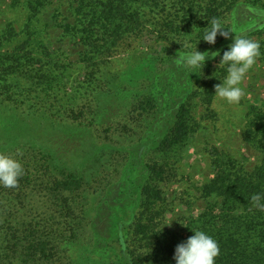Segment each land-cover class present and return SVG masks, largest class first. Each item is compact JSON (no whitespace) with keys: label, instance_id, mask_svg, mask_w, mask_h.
<instances>
[{"label":"rangeland","instance_id":"374dc122","mask_svg":"<svg viewBox=\"0 0 264 264\" xmlns=\"http://www.w3.org/2000/svg\"><path fill=\"white\" fill-rule=\"evenodd\" d=\"M33 1L0 0V114L12 112L19 120L24 119L21 116L24 109L41 102L39 106L49 116L66 125L62 130L65 141L80 145V155H89L91 158L87 160L94 169L90 178H83L82 188L74 194L55 197L43 179L29 185L24 197L27 200H23L27 204L22 206L25 212L17 218L16 228L37 229L32 238L35 240L29 238L39 253H31L32 264H126L122 255L118 256L120 243L111 238L105 225L107 220L98 211L100 204L107 207L121 197H130L121 192L120 184L116 185L120 177L126 182L124 173L128 170L131 179H137L139 191H136L137 206L133 207L127 198L125 209L118 214L124 224V246L136 248L143 258H149L144 264H175L174 256L155 260L151 251L157 245L150 246L148 251L144 244L136 242L140 186L147 180L146 174L140 172L146 165L154 164L166 171L167 180L161 184L165 201L159 204L156 220L160 234L167 233L171 240L184 219L198 218L207 208L208 201L201 198L200 189L212 178L214 149L238 161L248 172L262 162L264 155L245 141V131L250 107L264 110V0L136 3L137 18L132 30L115 42L112 31L106 29L107 36L112 38L109 37L104 55L88 62L85 60L91 56V50L82 44L80 22L83 14H89L100 1L106 0H43L45 7L38 16V29L26 26L25 10ZM80 6L81 15L77 13ZM212 18L220 19L233 37L243 34L261 45V55L243 82L246 95L239 105H228L216 96L211 105L207 102L209 84L213 81L220 84L227 75L226 66L218 67L222 58L219 49L225 39L218 36L214 46L202 40ZM60 25H71L73 31L65 33ZM9 27L17 34L7 42ZM29 33L31 45L23 46L21 54L32 56L36 63L42 59L57 71L60 87L52 97L34 94L22 97L16 88L9 86V76H2L7 69L2 68V60L8 58L6 52L21 48L30 39ZM197 48L200 52H220L221 57L208 59L202 71L184 69L175 63L180 51ZM186 103L189 124L195 132L171 151H160L156 147L167 135L178 108ZM73 123L85 131L70 129L68 126ZM5 132L10 130L4 128L0 139H6ZM0 153L18 159L23 171L33 172L35 165L43 169L44 161L39 154L9 148H2ZM74 161L72 167L82 166V172L91 165L79 158ZM95 224L98 229H94ZM21 231L19 235L25 237ZM112 247L115 253L110 251Z\"/></svg>","mask_w":264,"mask_h":264},{"label":"trees","instance_id":"16d2710c","mask_svg":"<svg viewBox=\"0 0 264 264\" xmlns=\"http://www.w3.org/2000/svg\"><path fill=\"white\" fill-rule=\"evenodd\" d=\"M157 1L160 0L100 1L89 14H83L80 22L83 29H79V33L81 38H84L82 44L91 50V56L85 61L88 62L104 55V50L110 43L109 37H111L107 36L106 29L109 28L112 31L111 35L115 42L132 30L137 18V12L134 9L136 3L157 5ZM185 1L193 0H177L178 3ZM44 7L43 0L28 3L25 10L28 28L33 25L34 29H38V16L41 14V8ZM77 13L82 14V6L77 10ZM60 26L65 33L69 34L73 31L71 25ZM15 33V29L11 27L7 29L10 38L7 42L13 40ZM29 36L30 39L21 48H15L12 53L6 52L8 58L2 60V68L7 67V69L3 71L2 76H9V80H7L10 82L9 86L16 88L19 91L18 95L20 94L22 97L25 95L29 97L32 94L38 95L40 98L42 95L47 98L52 97L60 87L55 74L57 71L49 68L50 66L41 61L42 59H37L36 63L32 56L28 58L21 54L24 47L31 45L32 34L29 33ZM229 40H224V44L221 45L219 50H222V54L232 43V40ZM36 43L38 45V42ZM36 56H39V51ZM4 62L8 63L4 65ZM13 80H15L14 83H12ZM217 84V81H213L208 86L206 97L209 105L212 103ZM40 104L41 102H39ZM39 105H30L24 109L25 112L21 113V116L25 118H20V120L12 112L5 115L0 114V127L3 125L0 128V135L4 128L10 130V132H5L7 133L6 139H0V151L2 148H9V150L18 149L22 152H33L41 155L42 161H44L42 170L38 169L36 165L33 172L24 169L14 187L0 186V264H32L31 253L39 254L37 253L38 249H34L29 240V238L35 237L37 229L31 231L32 226H24L22 231L16 228L17 218L25 212L22 206L27 204L23 203V200H27L24 197L28 194L29 185L32 186L43 179L49 183L51 193L55 197L65 193L74 194L82 188L83 178H90L91 170L94 169L91 161L87 160L91 157L82 153L80 155V145L69 143L63 138L62 130L67 128L66 125L58 123L56 119L48 115V111L44 107ZM186 105L188 106L186 103L178 108L175 120L167 135L156 147L160 151H171L174 147L180 146L191 132H195V128L193 127V129L189 124L190 119ZM71 112L75 114L74 110ZM246 118L245 141L264 155V110L251 106ZM8 123L14 124V126L8 127L6 125ZM68 127L85 131L74 123ZM76 158L86 161L88 165L91 164L87 171L82 172L84 168L82 166L78 169L72 167V165L75 166L74 159ZM40 162L41 160L37 163ZM211 168L212 178L200 189L201 198L208 201L205 212L198 218L184 219L181 227L177 230L178 232L172 236L171 240H168L167 233L160 234L158 231L161 230V227L156 220L159 204L165 201L161 184L167 180L166 171L158 164L146 165L140 172L146 174L147 180L144 185L140 186L138 206L140 211L135 218L137 220L134 233L136 242L140 245L144 244L148 251L151 250L150 246L157 245L151 252L155 260L158 261L160 258L174 256L177 245L186 242L189 237L193 236V231L200 230L218 242L220 254L216 259V264H264V211L254 208L251 203L253 194L264 193V159L254 171L248 172L238 161L225 155L221 150L214 149ZM124 174L126 182H122V177H120L116 185L120 184L121 192L125 195L129 194L130 197H121L122 199L114 201L111 206L107 207L100 204L98 213L99 216H103L107 220L105 225L111 238L115 237V242L120 243L121 250L118 252L120 254L118 256L122 255V261H126V264H144L149 258H143L142 254L137 253L136 248L130 249V247L124 246V224L122 225V218L118 214L119 211L125 209L127 198L133 202V207L137 206L136 191L139 189L138 181L135 178L131 179L130 171H125ZM112 191L113 187L109 190L108 196ZM122 206H124L123 209ZM98 227V224L94 225V229H98ZM19 230L20 233L26 234L25 237L19 235ZM115 250V247L110 249L114 253Z\"/></svg>","mask_w":264,"mask_h":264},{"label":"clouds","instance_id":"9594fccd","mask_svg":"<svg viewBox=\"0 0 264 264\" xmlns=\"http://www.w3.org/2000/svg\"><path fill=\"white\" fill-rule=\"evenodd\" d=\"M227 30L220 19L212 18L206 28L203 41L209 45L217 43V37L232 40L228 49L223 52L218 65L219 69L225 68L227 75L222 83L215 86V95L228 105H239L246 95L243 82L250 70L256 65L257 58L261 55V45L254 39L245 36L234 37ZM221 57L220 52L180 51L175 63L184 69H199L202 71L208 59L215 60ZM203 73V72H202ZM23 174L22 164L11 155L0 153V186L14 187ZM252 206L264 211V193H255L251 196ZM194 235L186 242L177 245L174 254L175 264H216L220 254L218 242L204 231H193Z\"/></svg>","mask_w":264,"mask_h":264}]
</instances>
